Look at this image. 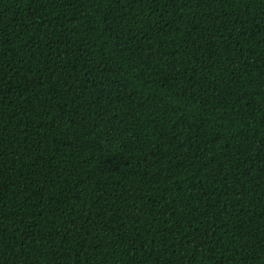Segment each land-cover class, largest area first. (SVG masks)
Masks as SVG:
<instances>
[{
  "label": "trees",
  "instance_id": "trees-1",
  "mask_svg": "<svg viewBox=\"0 0 264 264\" xmlns=\"http://www.w3.org/2000/svg\"><path fill=\"white\" fill-rule=\"evenodd\" d=\"M0 264H264V0H0Z\"/></svg>",
  "mask_w": 264,
  "mask_h": 264
}]
</instances>
